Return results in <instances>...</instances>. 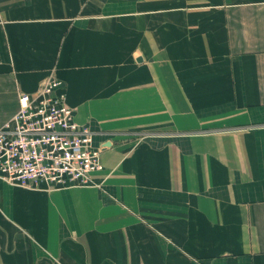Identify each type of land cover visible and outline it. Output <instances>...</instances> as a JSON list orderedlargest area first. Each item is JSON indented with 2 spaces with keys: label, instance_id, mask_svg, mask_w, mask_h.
<instances>
[{
  "label": "crops",
  "instance_id": "0c3cea01",
  "mask_svg": "<svg viewBox=\"0 0 264 264\" xmlns=\"http://www.w3.org/2000/svg\"><path fill=\"white\" fill-rule=\"evenodd\" d=\"M52 77L111 146L0 176V264H264V0H0V130Z\"/></svg>",
  "mask_w": 264,
  "mask_h": 264
},
{
  "label": "built area",
  "instance_id": "2783aa9c",
  "mask_svg": "<svg viewBox=\"0 0 264 264\" xmlns=\"http://www.w3.org/2000/svg\"><path fill=\"white\" fill-rule=\"evenodd\" d=\"M58 84L48 78L34 94H21L19 112L0 130V176L12 185L81 186L103 169L97 132L79 123L76 108L55 95Z\"/></svg>",
  "mask_w": 264,
  "mask_h": 264
},
{
  "label": "water",
  "instance_id": "95a60500",
  "mask_svg": "<svg viewBox=\"0 0 264 264\" xmlns=\"http://www.w3.org/2000/svg\"><path fill=\"white\" fill-rule=\"evenodd\" d=\"M141 59H142V58L140 57V58L138 59V61H141ZM109 146H111V142H107V143H105L103 147H104V148H108Z\"/></svg>",
  "mask_w": 264,
  "mask_h": 264
}]
</instances>
